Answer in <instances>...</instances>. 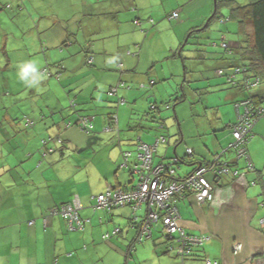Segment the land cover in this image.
I'll return each mask as SVG.
<instances>
[{"label": "crops", "instance_id": "crops-1", "mask_svg": "<svg viewBox=\"0 0 264 264\" xmlns=\"http://www.w3.org/2000/svg\"><path fill=\"white\" fill-rule=\"evenodd\" d=\"M164 1L0 0V12L9 9L12 13L8 16L19 14L21 7L30 11L28 21L17 23L0 13V105L6 108L0 113V264H209L208 260H218L219 264H264V164L253 151L254 141L248 148L255 170H245L243 160L241 163L227 155L234 152L232 148L225 150L232 141L230 128L226 132L228 124L235 122L245 107L239 105L235 110L223 106L230 100H244L246 92L240 87L229 88L220 76L218 81H207L213 76L203 77L205 82L201 83L202 88L211 85L218 93L217 121L212 118L205 127H184V131L181 125L173 135L161 130L169 140L158 145L153 159L157 165L172 157L185 158V163L175 165L176 178H184L199 161H210L215 155L246 171L244 176L223 177L219 186L208 173L215 189L211 201L199 203L193 191L178 197L181 225L188 233L205 234L208 239L181 258L176 242L167 236L160 220L143 240L137 239L141 222L150 210L146 202L135 211L130 206L97 211L92 208L91 196L105 192L108 186L126 190L135 186L136 173L131 169L135 153L129 165L121 167L122 152L135 150L137 141L156 140L145 131L158 130L156 123L143 117L144 112L154 103L161 106V79L170 86L175 81L180 83L184 73L174 70L178 60H173L169 69L163 60L177 59L179 56H172L174 50L191 28L206 19V13H196L188 24L183 17L190 0L180 1L170 12L164 5L161 7ZM138 3L143 10L133 12L132 6H140ZM71 10L74 13H64ZM174 10L179 11L178 18L169 19L167 15ZM124 11L126 15L121 16ZM147 15L155 23L158 21L157 29L149 20L146 26L145 21L134 23L135 18ZM165 17L170 24L176 21L168 27ZM133 26L139 29L133 30ZM79 29L84 30V36ZM164 33H169L166 38L161 37ZM88 57L93 58V64L87 62ZM119 62L124 64L123 71L118 70ZM26 63H32L34 70L23 75ZM46 64L51 72L60 70V77L43 74L40 69ZM215 65L228 67L230 62ZM149 78L157 80L152 88ZM120 80L131 86L119 90L121 97L133 100L130 105L115 106L108 96L109 88ZM142 83L146 89L139 91ZM258 91L264 95V87ZM72 97L76 98L77 109L92 117L91 133L65 127L69 113L61 109L70 105ZM124 107L128 115L121 118L118 114L119 132L106 131L110 114ZM151 113L161 118V111ZM24 115L34 121L32 126L25 125ZM260 121L254 130H259ZM124 124L127 129L122 132ZM211 129L214 134L209 137ZM56 135L66 140L64 148L55 140L56 150L43 157L42 138ZM93 136L95 143L89 151L78 152ZM189 147L194 150L192 156L187 154ZM183 165L190 167L185 174L178 172ZM170 180L171 176H165V183ZM74 198L82 206L81 217L88 219L81 231H70L62 216L48 214L50 208ZM106 233L110 236L104 239ZM236 244H241L239 251Z\"/></svg>", "mask_w": 264, "mask_h": 264}, {"label": "trees", "instance_id": "trees-1", "mask_svg": "<svg viewBox=\"0 0 264 264\" xmlns=\"http://www.w3.org/2000/svg\"><path fill=\"white\" fill-rule=\"evenodd\" d=\"M219 1L223 2L225 5L230 7V12H229V15L227 17H224V16L219 17V15H218V10H219V6H220ZM7 7L12 8V5L7 4ZM132 9L135 11L136 6L133 5ZM214 10H215V14L213 16L211 14L210 18H208L207 21L205 19L204 22L202 24H200L199 26H195V27L191 28V30L186 35L187 37L184 38V40L181 42L179 47L177 49H175L174 52L172 53V56L177 55V56H179V58H181V61H182L183 67H184L183 80L180 82V85L182 86V91H183L182 93L183 94L181 97L176 98L175 103L177 104L178 101H179V103L184 101L190 92H193V93L197 92L198 95L201 93V90H202L201 83L205 82L204 81L205 79L202 77L201 82L198 83L197 85H195L193 83V81H190L188 78H190L191 76L196 74L197 69L194 67H189V66H192V65L196 66L198 63L206 60V57L204 58V56H205L204 54L206 53L207 49L210 48L211 45H217V42L212 41L210 33H205V31L206 32L210 31L209 26L211 25V22L215 18H220V21L222 23H225L228 19L236 21L238 23V31L237 32H238L239 36H237V38L235 40H233L234 42H231V41L227 42L228 39H227L226 35H223V37H222L221 47L224 49L225 53L221 54L217 58H214L211 55L213 52L212 53L210 52L211 48L209 51H207L208 56H211L212 59L219 60L220 62L229 61L230 66L226 67V66L217 65L218 67L215 69V71H213V75H212L213 78L210 80H207V81L217 80L218 78L215 77V75H218V76L225 78V80H226L225 83L229 84L232 87H240L241 89L243 88L244 91L246 92V98L244 100L240 101L239 103H243L244 101H248L249 102L248 110L251 114L253 113L252 117L254 118V122H253L251 129L249 130V132H250L249 137H248L249 139H248L247 144H246V148H247V151L249 153L248 145L250 143L251 137H253V135H254V125L261 119V117L264 116V107L262 106V102L264 101V95H263V93L258 91L259 89H261V87L262 88L264 87V0H247V2L245 4H240L236 0H216V5H215ZM174 11H178V10H174ZM178 14H179V11H178ZM170 15L169 14L167 15V17L169 19H175V18H171ZM149 22L152 23L153 25H155V21L153 18H149ZM134 23L140 25L143 23V21L140 18H135ZM191 38H193L194 41L190 42ZM188 44L191 45V47H186ZM223 44H226V46H224ZM141 46H142L141 44H137V49L139 51L141 50ZM42 51H43V53H45L44 49ZM139 51L134 53V54L137 56ZM185 53H191V54L186 55ZM187 60H191L193 64H191L189 66L186 65ZM87 62L89 64H93V58L88 57ZM49 66L50 65L46 64L45 66H43L40 69V71L47 76L59 78L61 75V71L58 70L56 72H51V69ZM123 67H124V64L122 62H119L118 63V68H119L118 70L123 71L122 70ZM208 67L210 68V71H212L213 66L210 65ZM207 77H209V76L207 75ZM162 81H163V79H161V82ZM156 82H157V80L155 78H149L148 85L151 86V88H152V85H154ZM186 82L188 83V88L191 89L188 92H187V90H185ZM142 84H145V83H142ZM142 84L139 87V91H141L142 89H146L147 85L145 84L142 86ZM126 85H127L126 82H124L123 80H120L117 84H115L114 86H111L109 88L107 93H108V96L110 98H113L112 101L116 104L115 106H121L125 102H128L129 99L126 98V96L121 97L119 95V90L121 88H123V87L130 88L131 87L130 85H128V86H126ZM208 87L211 88L213 86L209 85L203 89H206ZM209 92H212V91H207V93H209ZM70 101L71 102H70V105L68 107H64L65 109H61L63 111V113H67V111L69 113L67 115V117L64 116L66 119L64 122L65 127L66 128L78 127L80 130H82L86 133H91L93 131L92 117L89 115L81 113L79 111V109H77L76 98L72 97ZM166 104L168 105L167 107L171 106L169 104V102H167ZM240 105H242V104H240ZM154 110L156 112H159V111L162 112L161 106H158V104L154 103L149 107V110L144 112L146 114H144L143 117H146V119H149L151 122L156 123L157 128L161 129V127H164V123L162 122L163 119L160 118L159 116H156V115L155 116L150 115L151 114L150 112L151 111L153 112ZM73 116L75 117V119L71 118ZM24 120L26 122V124H25L26 126H32L34 124V121L26 115H24ZM56 122L57 121H55V124H56ZM233 123L234 122L228 124V127L230 128V130H231V126ZM57 125H59V123ZM129 128L131 129V131H133V129H135V127H129ZM105 130L106 131L119 132L118 113L117 112H113L110 114L109 123L105 127ZM231 134H232V141H233L234 136H233L232 132H231ZM55 140L58 143H60L64 148V144H65L66 140H64L60 135H56L54 138L52 136L43 137L41 140V147H40V150L42 152L41 154H43V157H46L47 155L53 153L56 150L57 147L55 146V143H54ZM168 140H169L168 136H166L164 134H160L157 136L156 140L152 143H147V142L142 141V140L137 141L135 150H127V151L122 152L121 167L128 166L130 157L132 156L133 153H135L134 154L135 161L132 162L131 169L133 172L136 173V184L130 190H134L137 187L138 182H139L140 174L137 173L135 171V169H137L142 162V160L140 158V154L143 151V145L146 144V145H150V146L154 147V150L152 153V165L156 166L153 163V159H154L155 153L157 151V147L160 143H166V142H168ZM50 142H53L52 143L53 146L48 145V143H50ZM231 142H230V144H231ZM231 148L234 150L235 160H237V161L241 160V162L243 160L245 162V167H244L245 170H247V171L255 170V165H254L251 158H250V161L252 162V168L249 165V161L247 160V157H245V156L237 157L238 156L237 150L234 147H231ZM189 150H191V151H189ZM193 151L194 150L192 147L187 148V154H189L191 156L193 155ZM220 160H221V162L225 163L228 166L230 172H229V174L221 175L220 179L217 181L215 174L212 171H208L206 173V177L208 178L207 174L211 173L213 175V178H214L213 182L215 184H219L220 180L225 176H229V177L231 176V177L236 178L237 176L239 177V176L245 175L246 171L243 170V168H237L238 166H236V168L233 167L229 161H225L221 156H220ZM170 162L172 163V165H169L168 172H169V170L173 169L174 173H175V165L179 164L180 162L185 163L186 160H185V158H179V157L173 158L172 157ZM174 173L170 175L171 180L174 178L175 179H181V178L173 177ZM167 177H168V175H167ZM209 181L213 184V182L210 179H209ZM113 188H115V187H113ZM122 189L125 191H129V190H126L124 188H122ZM214 190L215 189H214V184H213V190H212L213 197L211 200H213V198H214ZM98 195H94V196L96 197ZM178 197H180V195H176L174 198L178 201ZM211 200H209V201H211ZM72 201L73 200H71L69 202H72ZM94 201L95 200L93 199V203H94ZM64 203H68V202H63L57 206L60 207ZM93 203H92V208H93ZM57 206H54L48 210V214L50 216H52V215L62 216L59 213H52L51 212V210L54 208H57ZM124 206H130L133 208L134 211L138 209V208L134 209L133 205L130 203L125 204ZM116 207H122V206H113L111 208H101V209L111 210V209L116 208ZM80 208L78 209V214H79L80 218L82 220H84V228H85V224H86L88 219L81 217ZM101 209H94L93 208L94 211L101 210ZM64 219L67 221L66 218H64ZM155 223H157V222H155ZM67 226H68V222H67ZM161 226H162V223H161ZM162 228H163V226H162ZM82 230H84V229H82ZM70 231H81V230H70ZM109 236H110V234H109ZM170 239H173V238H170ZM196 246H198V245H194L193 249Z\"/></svg>", "mask_w": 264, "mask_h": 264}, {"label": "built area", "instance_id": "built-area-1", "mask_svg": "<svg viewBox=\"0 0 264 264\" xmlns=\"http://www.w3.org/2000/svg\"><path fill=\"white\" fill-rule=\"evenodd\" d=\"M178 11H173L171 18L178 17ZM226 46V44H223ZM242 104L245 106V112L240 113L236 122L231 126L234 140L230 146L237 150V157L245 156L252 168V162L246 148L249 137V130L251 129L254 118L248 110V101L237 104V107ZM154 147L150 145H143V151L140 154L142 160L140 166L135 169L140 174L139 182L134 190L125 191L119 187L108 186L104 193L98 196H92L94 199L93 208H111L113 206H124L125 204H132L134 209H137L143 202H146L150 208L147 217L142 221L139 228L138 240H143L144 236L151 233V227L159 220L162 223L163 229L167 235L172 237L177 246V253L181 258L191 254L194 245H201L208 236L190 234L180 223V213L177 205L176 195H185L187 191H193L196 200L199 203L207 202L213 197V184L206 177L208 171H212L216 180L220 179L223 174H229L228 166L221 162L217 157L214 161H208L205 164H199L196 169L181 179H172L169 183L164 182L165 176H170L174 173L171 169L168 172L169 165L158 164L152 165V153ZM191 151V150H189ZM81 204L78 198H74L72 202L64 203L60 207L51 210L52 213H59L67 219L68 228L70 230L84 229V220L78 214V209ZM33 221H30V224ZM264 225V222H262ZM117 232V230H115ZM114 232V233H115ZM109 233H106L103 238L107 239ZM241 244H236L235 249L239 251ZM209 264H219V262L208 260Z\"/></svg>", "mask_w": 264, "mask_h": 264}, {"label": "rangeland", "instance_id": "rangeland-1", "mask_svg": "<svg viewBox=\"0 0 264 264\" xmlns=\"http://www.w3.org/2000/svg\"><path fill=\"white\" fill-rule=\"evenodd\" d=\"M180 1H182V0H165L164 4H161V7H163V5H164V7L166 9H169V10H167V12H170L171 11L170 9L172 8V6H174V5L179 6L180 5V3H181ZM236 1L240 4H245L247 2V0H236ZM151 3L152 4H159L158 0H151ZM138 4L140 6H137L135 4V6L137 8L136 10L142 11L143 6L140 3H138ZM185 5H186V9H185V13H184L183 18H184V20H186V22H188V24H190L191 23L190 21H193L196 18L195 17L196 13H202V15H203V12L206 13V21H207V19L211 16V14L214 11L215 0H193V1L190 0ZM219 5H220L219 10H218L219 17H221V16L227 17L229 15V12H230V7L225 5L223 2H220V1H219ZM150 9H153V6H151L149 8V10ZM2 12L4 13L5 16H8L9 14L12 13L11 10H9V9H4ZM2 12H0V13H2ZM133 12H136V11H133ZM188 12H190V13H188ZM64 13L69 15V14L74 13V11L71 10L70 12H64ZM126 13L127 12L124 11V12L120 13V15L125 16ZM136 15H138V14H136ZM140 17H141L140 19L142 21H145L144 26H146L147 20H149L150 17L148 15L147 16H140ZM97 18H101V15H98ZM8 19H9V21H15V23H17L23 19L28 21L30 19V11L27 9L21 8L19 11V14H14V16H8ZM165 19H167V18L165 17L164 20ZM175 21L176 20H173L171 22V24L174 23ZM130 23L133 24V18L130 20ZM171 24L168 20L166 25L168 27H170ZM127 27H128V29L130 28L129 25H127ZM154 28L155 29L158 28V21L155 23ZM138 29H139L138 27L133 26V30H138ZM79 30H80V35L84 36L85 35L84 30H81V29H79ZM209 30L210 31H208V32L205 31V33H210L212 41L217 42V45H211V47H210L212 52H213L211 55L214 58H217L221 54L225 53L224 49L221 47L223 35H226V37L228 39L227 42H230V41L236 39L235 37L239 36V34L237 32L238 31V23L234 20L228 19L225 23H222L220 21V18H215L211 22V25L209 26ZM156 33H157V38H158L159 37L158 32H156ZM167 34H169V33H167ZM167 34L166 33L161 34V37L166 38ZM185 37H187V36H185ZM232 37H234V38H232ZM164 40L165 39H163L162 41H164ZM191 41H194V39L191 38L190 42ZM186 47H191V45L188 44ZM185 54L190 55L191 53H185ZM212 57L208 56L207 57L208 59L198 63L196 66H193V65L189 66L193 63L191 60H187L186 65H188L189 67H194L197 69L196 74H194L193 76L188 78L190 81H193V83L195 85H197L198 83L201 82L202 77H207V75L212 76L213 71H215V69L218 67L215 64H216V62H220V61L216 60V59H212ZM173 60H178V62H179V66L176 69L174 68V70L178 71V73L183 72L184 67L181 63V58H179V57L177 59L167 58V59L163 60V62L166 64V68L169 69L170 66H173L172 65ZM210 65H213L212 71H210V68L208 67ZM217 76L218 75H215V77H217ZM222 78H224V77H222ZM167 82L168 81L164 80L161 83L163 86V88L161 90V95L164 97V98H162L163 100L161 99V109H162L161 118L163 119L162 122H164V128H162V129L158 128V130L160 131V134H163V132H161V130H162L166 133H168V131H169L170 135H173V131L174 132H175V130L177 132L180 131L181 125H182L181 130H183L184 127L185 128H193V127L196 128L197 126L198 127H205V126H207V124H210V120L212 118L217 121L216 112L218 113L220 108L218 106H215L219 101L218 93H216L214 91L215 88H210V87H208L206 89L202 88L201 93L199 95L197 92L196 93L190 92L184 101H182L180 103L178 101L176 104L175 103L176 98L181 97L183 94L182 93L183 92L182 86L180 85V83H177V81L170 84V86H166ZM227 85H229V84H227ZM229 88H232V87L229 85ZM185 90H187V92L189 90H191L188 88L187 82L185 84ZM207 91H212V92L207 93ZM6 94H8V93H6ZM224 94H225L224 95V98H225L226 92H224ZM27 95H29V94H27ZM27 95H25V96H27ZM165 102L166 103L169 102V104L171 106L167 107L168 105ZM131 103H133V100H129L128 102H125L123 105L127 106V104L130 105ZM237 103L238 102L235 103L234 101L230 100V102L225 104L223 107L232 106L235 109ZM30 105H31V103L29 104V106ZM262 106L264 107V101L262 102ZM5 107H7V106H5ZM147 110H149V108H147ZM5 111H6V108H4V106L1 104L0 105V113H3ZM232 112L234 113L233 110H232ZM118 114L120 115L121 118H123V117L127 118V115H128L127 108L124 107V108L120 109ZM150 115H153V113H151ZM176 118L178 120H176ZM260 120L261 121L258 125L259 130L258 131L254 130V135H253V137H251L250 143L252 141H254L253 151H254L256 157L260 161H262V163L264 164V116L261 117ZM218 122H223V119H219ZM148 124H150V123H148ZM124 126L125 127L121 128L122 132H124V128L127 129L126 124H124ZM128 129H129V127H128ZM158 130L156 128H153V129H146L145 131L148 134L154 135V138H155V137H157V131ZM226 132H229V127H228V130ZM212 134H214L213 129L210 130L209 137H212ZM230 140H231V138L229 137L226 140V142L229 143ZM88 151L89 150H86L84 153H86ZM227 155L229 157H233V158L235 156L234 152H231V151L228 152ZM217 157L219 158V155L218 156L215 155L212 161H214ZM207 162L208 161L205 162V161L201 160L197 163V165L205 164ZM241 163H243V162H241ZM162 165H172V163L170 161L169 162H161V166ZM186 169L189 170L190 167L183 165L182 167H180L178 169V172H180L181 174H185ZM216 186H219V184H216Z\"/></svg>", "mask_w": 264, "mask_h": 264}, {"label": "clouds", "instance_id": "clouds-1", "mask_svg": "<svg viewBox=\"0 0 264 264\" xmlns=\"http://www.w3.org/2000/svg\"><path fill=\"white\" fill-rule=\"evenodd\" d=\"M34 69H33V65H32V63H26L24 66H23V70H22V74L23 75H27L29 72H31V71H33ZM238 104V103H237ZM237 104H236V107H237ZM239 109V108H238ZM231 132H232V129H231ZM232 146H230L229 145V147H227V148H225V149H228V148H231ZM249 156H250V154H249ZM219 158H220V156H219ZM251 158V157H250ZM213 160V159H212ZM212 160H210V161H212ZM186 177V176H185ZM208 202V201H207ZM263 221V220H262ZM261 221V222H262ZM264 222V221H263ZM169 238H172V237H170L169 235H167ZM175 241V240H174ZM190 255V254H189ZM189 255H187V256H189Z\"/></svg>", "mask_w": 264, "mask_h": 264}, {"label": "water", "instance_id": "water-1", "mask_svg": "<svg viewBox=\"0 0 264 264\" xmlns=\"http://www.w3.org/2000/svg\"><path fill=\"white\" fill-rule=\"evenodd\" d=\"M215 5H216V0H215ZM214 14H215V10L213 11L212 16H213ZM209 18H210V17H209ZM94 143H95V141H94V136H93V137H89V138L87 139L86 145H85L84 147L80 148L78 152H83V151L88 150V148H90ZM225 150H226V149H225Z\"/></svg>", "mask_w": 264, "mask_h": 264}]
</instances>
